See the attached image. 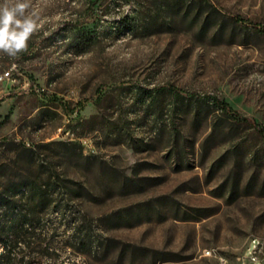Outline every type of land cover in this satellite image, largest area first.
Returning a JSON list of instances; mask_svg holds the SVG:
<instances>
[{
  "label": "rangeland",
  "instance_id": "1",
  "mask_svg": "<svg viewBox=\"0 0 264 264\" xmlns=\"http://www.w3.org/2000/svg\"><path fill=\"white\" fill-rule=\"evenodd\" d=\"M29 2L39 30L0 53V186L54 187L60 206L26 251L264 264V136L196 100L264 126V0Z\"/></svg>",
  "mask_w": 264,
  "mask_h": 264
},
{
  "label": "trees",
  "instance_id": "2",
  "mask_svg": "<svg viewBox=\"0 0 264 264\" xmlns=\"http://www.w3.org/2000/svg\"><path fill=\"white\" fill-rule=\"evenodd\" d=\"M5 58L0 54V70L5 67ZM184 99L195 97L193 94L178 93ZM196 100L211 101L215 110L232 116L235 121L250 123L262 136L264 126L242 116L231 104L214 95H196ZM221 128L214 123L213 133ZM54 187L35 183L29 188L24 184H16L13 188L0 186V264H38L37 256L26 248L32 247L31 238L41 239L39 229L49 211H58L60 198ZM58 201V202H57ZM39 229V230H38ZM80 230V228H79ZM82 245H87V236H80ZM32 243H35L32 241ZM36 246V245H35ZM25 249V250H24ZM34 252V250H33Z\"/></svg>",
  "mask_w": 264,
  "mask_h": 264
},
{
  "label": "clouds",
  "instance_id": "3",
  "mask_svg": "<svg viewBox=\"0 0 264 264\" xmlns=\"http://www.w3.org/2000/svg\"><path fill=\"white\" fill-rule=\"evenodd\" d=\"M30 6L29 0H4L0 4V53L16 58L27 50L40 27L37 14L28 11Z\"/></svg>",
  "mask_w": 264,
  "mask_h": 264
},
{
  "label": "built area",
  "instance_id": "4",
  "mask_svg": "<svg viewBox=\"0 0 264 264\" xmlns=\"http://www.w3.org/2000/svg\"><path fill=\"white\" fill-rule=\"evenodd\" d=\"M9 75H10V72H9V71L5 72L4 74H2V75L0 76V80H3V79H5V78L9 77Z\"/></svg>",
  "mask_w": 264,
  "mask_h": 264
}]
</instances>
